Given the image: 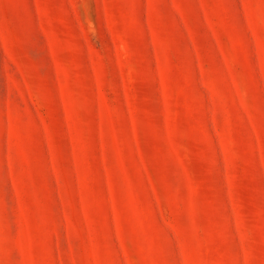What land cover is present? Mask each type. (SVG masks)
<instances>
[{"label":"rangeland","instance_id":"374dc122","mask_svg":"<svg viewBox=\"0 0 264 264\" xmlns=\"http://www.w3.org/2000/svg\"><path fill=\"white\" fill-rule=\"evenodd\" d=\"M0 264H264V0H0Z\"/></svg>","mask_w":264,"mask_h":264}]
</instances>
